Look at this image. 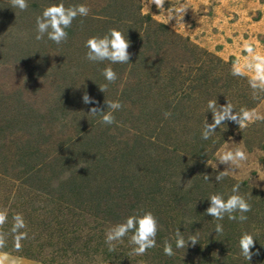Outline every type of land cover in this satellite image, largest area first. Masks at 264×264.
Here are the masks:
<instances>
[{
	"label": "rangeland",
	"instance_id": "rangeland-1",
	"mask_svg": "<svg viewBox=\"0 0 264 264\" xmlns=\"http://www.w3.org/2000/svg\"><path fill=\"white\" fill-rule=\"evenodd\" d=\"M152 2L28 0V9L20 11L10 6V0H0V212L7 215L6 222L0 225V233L4 227L6 238L12 239L11 242L0 241V264H52L49 261H54L53 264H264V97L250 109L259 119L245 122L244 127L228 125L223 130L226 134L222 142L210 147L205 159L197 163L191 161L185 168L160 172L166 180L162 192L167 196L162 202L167 205H162L156 213L155 204L141 192L140 186L147 187V183H141L140 179L146 178L148 183L151 180L145 172L148 159L174 161L176 157L171 153L174 147L180 154L185 150L184 154L189 152L190 148L184 145L188 142L183 129L187 120L180 121V116L172 131L170 115L164 118L167 124L155 123L152 119L150 108L155 110L162 101L145 99L150 95L147 88L154 80L151 75L141 73L140 59L134 58L141 39L129 49L131 59L127 65L89 62L85 59L88 51L85 43L90 36L82 25L87 22L83 19L102 17L103 9L114 3L115 9L130 11L132 16L129 17L139 22V28H132L136 29L137 36L145 38L148 29L155 27L153 21L165 25L170 31L168 35H176L177 43L181 44H177V48L166 46L162 56L183 72V77L187 76L188 66H198L191 63L193 59L184 48L187 42L212 56V66L205 64L214 68L213 76L229 73L234 82L235 79L241 82L238 75L245 76L264 92V81L257 78L256 70V65L264 61V0H165L164 8H157ZM59 3L65 7L84 4L90 9L89 15L75 22L74 32L68 35L66 43L52 44L46 36L37 41V16L44 8ZM121 15L126 19L125 14ZM146 39L152 42V38ZM162 40L158 38L156 43ZM156 43H152L154 48ZM248 47L252 52H248ZM150 52L141 58L154 61ZM106 67H112L117 73L118 79L113 84H108L101 74ZM158 82L165 85L169 80ZM105 84L108 87L103 93L99 86ZM141 87L142 94L137 92L139 90L134 92L136 88L142 91ZM172 90L174 87L168 88L171 94ZM85 92L98 103L84 104ZM199 93L191 94L190 101L184 97L190 94L188 90H176L166 103L177 105L182 98L181 115H197L207 109L208 102L214 100L211 97L216 95H209L205 104ZM234 99L240 100L238 96ZM105 100L119 101L123 105L113 112L116 122L110 126L103 123L101 114L89 115L92 107L110 111ZM157 125L161 132L156 134L160 137L153 134L148 142L147 134ZM135 137L144 138L141 143L149 149L150 157L132 159L139 154L137 150L131 151ZM157 146L161 149L155 151L158 154L155 156L153 147ZM237 147L245 151L247 159L229 170L230 166L220 163L219 158ZM185 158L195 159L189 155ZM224 171L227 174L217 182L216 175ZM79 175H85L86 183L94 187L109 183L110 193L95 196L85 204L73 197L69 201L57 200L58 184ZM204 175L209 176V181ZM124 177L128 178L127 191L117 193L114 187ZM21 181L28 184L23 185ZM199 181L203 188H211L206 190L209 196L220 194L225 200L237 194L232 189L239 184L238 194L251 205V211L244 213L247 219L239 221L241 213L235 212L237 220H230L226 214L222 220L206 215L204 222L198 221L195 215L198 206L193 211L192 204L186 205L182 200L178 205L170 202L172 198L168 196L172 187L179 196L194 195L190 193L191 185ZM215 186L218 189H214ZM111 209L116 215L108 213ZM198 209L203 210V207ZM148 211L158 220L156 247L144 255L133 254L130 232L122 241L115 242L114 251H109L105 243L107 230L125 222L129 216H141ZM18 214L24 223L20 228L15 227L14 217ZM49 221L54 229L42 231L41 223ZM217 224L223 226L221 233L215 231ZM178 230L186 243L192 235L197 237L198 243L193 246L189 242L187 247L177 249L175 234ZM244 233L253 235L256 240L251 251H259L250 262L239 248V239ZM38 234H42V246L29 245L26 240ZM165 241L172 244L175 255L164 254Z\"/></svg>",
	"mask_w": 264,
	"mask_h": 264
},
{
	"label": "trees",
	"instance_id": "trees-1",
	"mask_svg": "<svg viewBox=\"0 0 264 264\" xmlns=\"http://www.w3.org/2000/svg\"><path fill=\"white\" fill-rule=\"evenodd\" d=\"M114 7H117L116 5H114V3H112V5L109 7H105V9H103L105 12L103 11L104 14L102 15V17L100 15L96 19L88 18V20L82 18L83 20L87 21V22L82 23V25L84 24L83 27L85 28V31L88 33L87 36L103 37L105 34L108 33L110 29L114 28V29L121 31L125 35V37H128V40L130 41V44H131V47L129 49L132 48L135 42L139 43L141 39L142 40V42L140 43L141 45L139 44L138 46L139 50H137V53L134 55L135 56L134 58L140 59L138 63V67L142 69L141 73H143V75L145 76L151 75V80H154V82H151L152 86L150 84V87L147 88V91H149L150 95H147L145 99L150 98L151 100L153 99L154 102L155 100H160L164 102V103L161 102V104L157 106L155 110L153 109V107L150 108L151 110H153L150 112L152 119L155 120V123L161 122L163 124L165 122V124H167L168 120L164 119L165 118L164 113L166 112L168 113L169 111H172L170 113V117H171L170 128H172V131H174L176 127L175 123L179 120L180 116L182 117L180 121H183V118H185V121L187 120V122H184L185 125L183 129L186 130V134H187L186 139H188V142H186V144L184 143V145H187L188 148H190L189 150L187 149L189 152H187V154H184V152L186 151L185 150L180 154L178 152L177 147H174L172 148V152H171L176 157V160L174 161H171L170 158H165V159L155 158L154 160L148 159V163L145 166V172L146 174H149L151 176L150 177L151 180L149 179L150 181L148 183L146 178L140 179L141 183L143 184H145V182L147 183L146 185L147 187H145L144 185L143 187L140 186L142 194L144 195L146 194V199H148L149 201H152L155 204L153 207H155V211L156 213H158L159 212L158 209L162 205H165V206L167 205L166 203L162 202V199L164 201V196H167V195H164V193L162 192L164 191L163 186L165 185L166 180L164 179V177L160 176V172L162 171L167 172V170H169L170 172L172 171V169L181 168L182 166H184L185 168L188 165V163H190L191 161H194L197 163V160L205 159L206 154L209 152L208 151L209 148L219 145L222 142V139H223L222 136L226 134V132L223 131L224 128H228L229 127L228 125H231L232 127L235 128L238 125L233 121H226L224 122L223 125L215 129V133L208 140H204L201 138V134L204 130V125L206 121L209 124L213 122L212 117H211L212 113L210 112L208 106H206L207 109H205L204 111L202 110V112L200 111L201 113L197 115L192 116L191 115L192 113L191 114L184 113L183 115H181L184 110L183 109L184 103L183 104L180 103L182 101V98L178 102L177 105H173V106L169 104V101L166 103L167 99H169L170 96L174 92H176V90L186 89L190 92V94L184 95V97L187 100H190V97H192L191 94L200 92L199 93L200 98L203 99V102L206 104L208 102V99H210L207 97L209 95L212 96L213 94H216L215 97H211V98L217 101V105H219V107H223L229 103L233 106V109H234L233 114H235V112L239 113L242 108L250 110L253 107H255V105L264 97V92L262 91L261 87H258L257 85L255 88L254 87L250 88V86L253 85V81L250 79H247L245 76L240 77L241 75H238L241 82L238 81L237 79H235L236 82L232 81V78H230L229 73H227L226 75L213 76L214 68L206 67V64H209L210 66H212V61H213L212 56L202 49H199L193 45H189V43L187 42L183 44L184 48H186V52L193 59L191 60V63L195 62L194 64H197L198 66L196 67H193L192 65L188 66L186 68L187 76L183 77V72H180L178 68L174 65H171V63L169 64V62L164 59V56H162L163 55L162 52L166 46L171 47V48H177V44L179 43H177L176 41V39H178L176 35H174L173 33L168 35L167 33H169L170 31L165 25L161 23H155L153 21L152 23L155 25V27L152 30H150V28L148 29V31L145 34V38L141 36H137V34L135 33L136 29H132V28H135V27L139 28V22L129 17V16H132L131 15L132 13L130 11H127L126 13V11L123 12V10L122 12H120L121 9L119 8L115 9ZM116 13H118V16L120 17L116 16ZM121 13L126 15V19L122 17ZM79 20H81V18L78 16L75 19L74 23H72L71 27L66 29V31L68 32V35L73 34L74 32L73 25L75 24L76 21H79ZM147 20L151 21L149 17H147ZM139 31L140 30H138L137 32L139 33ZM148 37L152 38V42L148 43L146 39ZM158 38H162L163 40L160 41L159 43H156V40ZM169 38L172 40L170 41ZM46 41L49 42L48 40ZM153 42L156 43V48L153 47L152 45ZM53 43L54 42H52V44ZM147 52H150L153 54L154 61H151V60L148 61V59L141 58L142 55L143 57H145L147 55ZM221 63L223 62L219 61V64ZM224 66H225V63H224ZM162 80H169V82L163 85L158 82ZM185 82H188L186 86L184 84ZM244 83H246L247 85ZM173 87H174V90H172L173 93L171 94L168 91V88H173ZM135 91H137L139 94H142L143 88H142V91L139 88H136V90L134 89V92ZM235 96L236 98L238 96L240 100H235L234 99ZM141 99L143 100L142 95H141ZM171 107L173 108V110H171ZM190 110L192 109L190 108ZM192 118H194V121H192ZM171 125H173V127H171ZM157 127L158 125L155 127V129H153L150 133L147 134L148 142H150V138H153V134L156 135L157 138L160 137V134L158 133L156 134V132L159 129ZM158 132L160 133L161 131H158ZM218 137L220 138L217 139ZM143 139L144 138H141V137L134 138L133 143L135 146L133 147L135 148L131 147V151L133 150L134 152L135 150H137L139 151V154L133 157L132 158L133 160L137 161L139 158H142L144 155L145 157L146 156L150 157V155H148L149 153H147L149 149L146 147V145H143L141 143L144 141ZM165 143L168 144L167 142ZM148 147L150 148V146ZM153 149L155 153V151H158V149H161V148L157 146L155 148L153 147ZM157 155L155 153V156ZM185 155L194 156L196 160L195 159L192 160V158L186 159ZM198 165H199V162H198ZM36 171L38 170H35V172ZM142 174H144V170L142 171ZM146 174H145V177L147 176ZM195 179H197V177H195ZM67 180L58 184V187H57L58 190L55 193H58L60 196L57 198V200L63 199V200L69 201L68 199L73 197L74 199L76 198L80 200L83 204L87 202L90 203L89 200L94 199L95 196H98V195L100 196L101 194L108 195L112 187L109 183L104 184V187L102 184L101 186L94 187L90 185L89 183H86L85 175H79L78 178H76L75 176ZM127 180L128 178L124 177L123 179L119 181V184L114 187L117 193H121L124 190L127 191L125 187ZM21 183L23 185L28 184L25 181L24 182L21 181ZM47 183L50 184L51 181H47ZM210 189L211 188L209 187L203 188L199 181V182H196L194 185H191L190 193L194 195L189 194L186 196H179V194L177 193V189L172 187V190L169 193L168 197L172 198L170 199V202H173L174 204H177V205L181 203V200L184 201L186 205L192 204V207H193L192 210L193 211L196 210L195 215H197L196 217L197 220L204 222L207 218L205 214L206 210L208 206L210 207V201L208 200L210 196L208 195L206 190H210ZM214 189H218V187L215 186ZM217 192H219V190ZM84 196H86L87 198ZM195 206H198V208L199 206L203 207V210H199L198 208L195 209ZM61 208L62 207L59 206V209ZM96 213L98 214L99 212H96ZM108 213L111 214L112 216L116 215V211L112 209ZM59 215L61 216V214ZM50 221L47 224L41 223V225L44 226L42 227V231L54 229V227H51V225L49 224ZM6 233H7L6 229L2 227L1 233H0L1 242H2V239H4L6 242L12 241V239L6 238ZM41 235L38 234L35 236V238L26 240V241L27 243H29V245L31 243L32 245L38 248L39 246H42V244L40 243ZM4 251H9V249H4ZM49 263L53 264L54 261H49Z\"/></svg>",
	"mask_w": 264,
	"mask_h": 264
},
{
	"label": "clouds",
	"instance_id": "clouds-1",
	"mask_svg": "<svg viewBox=\"0 0 264 264\" xmlns=\"http://www.w3.org/2000/svg\"><path fill=\"white\" fill-rule=\"evenodd\" d=\"M152 3H154L157 8H164L165 0H153ZM10 6L12 8H18L20 11H26L29 4L28 0H10ZM181 11H183V8ZM89 12L90 9L84 4L65 7L63 3H59L48 6L44 8L42 14L36 18L35 39L40 41L46 36L48 40H51L57 45L66 43L68 39V32L66 29L71 27L73 21L78 16L87 17ZM85 47L88 49L85 59L89 62L108 61L110 64H127L131 59V53L128 51L131 44L128 37H125L121 31L114 28L110 29L103 37H90L86 41ZM247 50L248 52H252L251 47H248ZM257 59L260 58L257 57ZM262 64H264V61H262ZM262 64H257L256 70L258 74L257 78L264 81V67H262ZM101 74L108 84H113L118 79L117 73L112 67L104 68ZM108 84L99 86V90L103 93L106 92ZM252 86L255 88V83H253ZM82 101L86 105L98 103L91 98L87 92L83 94ZM105 104L107 105V110L110 111H103L97 107H92L89 115L101 114L103 123L110 126L116 122L113 112L120 110L123 105L119 101L107 100H105ZM208 108L212 113L213 122L209 124L206 121L204 130L201 134V138L204 140H208L215 133V129L223 125L226 121H233L238 124L239 127H244L245 122L252 121L253 119H259L254 110L244 108H242L239 113L235 112V114H233V106L229 103L226 106L218 107L217 101L210 100L208 102ZM164 115L167 117L170 114L166 112ZM246 159L247 155L245 151L237 147L235 150H228L224 152L220 156L219 162L229 165V170H232L233 165H238L240 162L246 161ZM227 171L220 172L216 175V181H221L227 174ZM203 177L206 181H209L210 179L207 175H204ZM239 188V184L234 185L232 191L237 194L230 195L226 200L220 194L211 195L208 198L210 201V207L207 208L205 214L216 220H222L227 214L230 220H237V216L233 215V213L239 212L241 213L238 217L239 221H245L247 216L244 215V213L251 211V205L244 197L238 194ZM6 218V212H0V225H3L6 222ZM14 219L16 221L15 227L20 228L24 226L23 219L19 214L15 216ZM158 229V220L152 212H145L141 216L132 215L127 217L125 222L119 223L107 230L105 234V243L108 245L109 251H114L115 242L122 241L123 238L131 232L132 235L130 237V243L134 246L132 249L133 254L144 255L149 249L156 247ZM215 231L217 233H221L223 231V226L221 224H217ZM175 235V245L177 249L187 247L189 242H191L193 246L198 243L195 235L190 236L187 243L179 230ZM255 241L254 236L249 233L242 234L239 239L241 254L248 262L251 261L254 255H259V251H251L255 246ZM163 252L169 257L175 255L173 246L168 241H165Z\"/></svg>",
	"mask_w": 264,
	"mask_h": 264
}]
</instances>
